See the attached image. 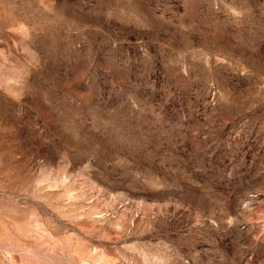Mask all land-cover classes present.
<instances>
[{"label":"rangeland","instance_id":"rangeland-1","mask_svg":"<svg viewBox=\"0 0 264 264\" xmlns=\"http://www.w3.org/2000/svg\"><path fill=\"white\" fill-rule=\"evenodd\" d=\"M0 264H264V0H0Z\"/></svg>","mask_w":264,"mask_h":264}]
</instances>
